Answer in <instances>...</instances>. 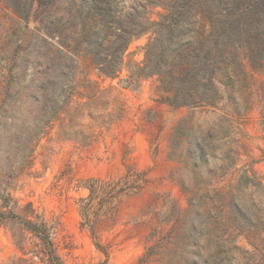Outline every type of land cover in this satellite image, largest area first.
<instances>
[{"label": "rangeland", "instance_id": "1", "mask_svg": "<svg viewBox=\"0 0 264 264\" xmlns=\"http://www.w3.org/2000/svg\"><path fill=\"white\" fill-rule=\"evenodd\" d=\"M139 2L113 5L121 15ZM27 13L0 0V264H50L21 217L51 227L56 264H264V69L250 71L243 118L224 101L175 108L156 76L129 79L151 31L107 77L73 52L72 15L66 36H50ZM195 138L207 147L196 164L184 154ZM238 212L254 226L241 231Z\"/></svg>", "mask_w": 264, "mask_h": 264}, {"label": "trees", "instance_id": "2", "mask_svg": "<svg viewBox=\"0 0 264 264\" xmlns=\"http://www.w3.org/2000/svg\"><path fill=\"white\" fill-rule=\"evenodd\" d=\"M24 1H27V15L34 10V21L40 18L50 36H66V15H72L73 52L84 50L82 55L90 56L97 72L107 77L118 73L130 40L151 31L153 37L145 47L144 60L131 70L130 80L156 76L160 101L175 108L215 109L224 101L232 116L246 115L250 71L264 69V0H140L138 8L131 6L121 15L113 5L114 0ZM155 6L163 7L165 12L157 20H151L149 10ZM98 25V33L91 38L92 30ZM70 92L64 96L67 114ZM53 119L63 120L58 116ZM180 122L175 134L181 129ZM189 143L184 154L196 164L205 156L207 147L196 138ZM123 190L121 187L115 194ZM185 191L194 196L198 193ZM202 197L205 193H199L198 198ZM20 219L24 229L41 241L47 262L56 264L59 259L50 240L51 227L43 220L38 223ZM235 220L241 231L255 224L248 213H236ZM214 230L215 227L209 232ZM189 233H195V227Z\"/></svg>", "mask_w": 264, "mask_h": 264}, {"label": "water", "instance_id": "3", "mask_svg": "<svg viewBox=\"0 0 264 264\" xmlns=\"http://www.w3.org/2000/svg\"><path fill=\"white\" fill-rule=\"evenodd\" d=\"M99 28H100V25L96 26V27L92 30V32H91V38H94V37L96 36V34H97L98 31H99ZM181 35H183V34H181ZM192 216H193L194 218H197V219H196V222L198 223L197 226H196V228H195V233H200V232H201V228H200V226H199V224H200V220H199V218H198V216H199V215H198V212L194 210V212L192 213Z\"/></svg>", "mask_w": 264, "mask_h": 264}]
</instances>
